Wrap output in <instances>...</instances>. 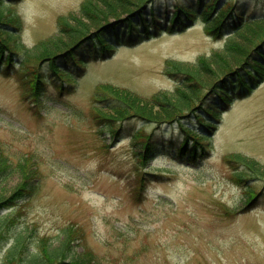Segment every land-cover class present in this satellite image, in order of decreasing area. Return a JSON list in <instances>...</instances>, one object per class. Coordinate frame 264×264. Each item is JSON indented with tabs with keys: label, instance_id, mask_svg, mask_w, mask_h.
Listing matches in <instances>:
<instances>
[{
	"label": "rangeland",
	"instance_id": "obj_1",
	"mask_svg": "<svg viewBox=\"0 0 264 264\" xmlns=\"http://www.w3.org/2000/svg\"><path fill=\"white\" fill-rule=\"evenodd\" d=\"M1 1L0 30L12 33L11 45L22 60L33 62L37 53H53L56 45L67 44L58 17L74 15L91 24L79 12L86 0ZM203 1L204 6L213 3ZM233 3L234 10L260 21L250 22L239 33L215 35L203 17H195L190 25L179 23L151 39L120 44L109 57L82 66L76 82H62V94L50 85H61L57 79L42 85L36 104L23 99L28 86L18 65L12 69L0 63V147L13 166V172L0 179V194L10 197L20 184L23 170L18 168L24 159L30 160L27 176L35 186L28 196L14 201L15 226L8 233L0 227V264L17 238L20 250L35 252L42 239L57 246L65 228L73 233L81 229L82 241H70L69 248L78 255L87 246L98 264H264V73L225 105L206 98L207 87L224 71L217 60L208 61L212 54L225 56L228 71L264 37V0H219L213 13L224 15L228 6L231 13ZM156 4L171 16L199 6L197 0ZM227 44L234 46L229 54L224 51ZM168 60L180 63L189 79L182 97L201 107L198 111L206 118H214L215 125L206 127L208 138L198 139L202 151L188 159L165 145L142 164L138 154L143 150L134 146L130 135L142 127L146 134L156 132L180 142L186 135L177 122L156 125L153 120L129 119L122 132L113 135L93 119V94L100 84L147 100L160 92H175L179 76L165 72ZM192 83L197 92L189 88ZM68 84L73 87L66 90ZM190 110L182 122L199 130L197 109ZM237 173L244 179L237 181ZM222 206L231 216H224ZM8 209L0 210V216Z\"/></svg>",
	"mask_w": 264,
	"mask_h": 264
},
{
	"label": "trees",
	"instance_id": "obj_2",
	"mask_svg": "<svg viewBox=\"0 0 264 264\" xmlns=\"http://www.w3.org/2000/svg\"><path fill=\"white\" fill-rule=\"evenodd\" d=\"M197 1L199 6L196 10L187 8L181 10V15L176 13L171 16L168 10L156 4L157 0H111V2L107 0H86L81 4L79 12L91 24L81 22L74 15H70L68 18L67 16L58 17L56 20L57 25L60 33L68 37L66 40L67 44L63 43L62 46L56 45L53 53L47 51L37 53L33 58L34 64L33 62L26 61L25 57L23 60L18 58L16 46L11 45L10 41L12 33L0 30V63L3 62L4 66L7 68L11 67L12 69L18 65L19 71L22 72L20 75L22 76L21 79L28 86L23 99H30L32 104H36L39 97L42 96L41 93L44 92L41 88L42 85L53 81V79H57L61 85H54L53 83L50 85L57 89L58 95L62 94L64 90L62 82H76L75 75L82 71V66L94 61L95 58L99 60L101 59L100 57H109V54L111 55L120 44L133 45L151 39L164 31L172 30V27L175 28L179 23H183V26L190 25L195 17H203L205 27L210 29L209 32L215 35H219V33H239L250 22L260 21V19L252 20L254 19L253 15L248 18V14H243V12H239L237 9L234 10V3L232 4L231 11L233 18H230L229 6L225 7L224 11H227V13L224 15L221 12L219 13V10L213 13L219 0H213V3H208L206 6L204 4L207 1ZM2 3L1 1L0 7H2ZM213 5L214 9L209 11V7ZM98 6H101V8H98ZM3 16L4 14L0 9L1 24V21L4 19ZM247 18L248 21H245L244 19ZM11 21L14 23L16 20L12 18ZM70 21L71 24L69 23ZM94 22L97 23L93 24ZM263 38H260L252 49L245 52L241 60L237 62V65L231 70L228 69V71H225V68H228L227 64H229L225 56L217 53L212 54L213 56L208 61L211 60V62L215 63L214 61L217 60L219 62L217 65L220 66L219 70L224 69V71L221 73L217 72L220 78H218L217 83L207 87L209 91L206 98L213 100L212 103L225 105L230 102L231 97L243 95L242 90L251 88L252 86L250 85L257 83L263 78ZM36 48L38 47L34 49ZM233 50L234 46L232 44L225 45L224 51L226 54H229L228 52ZM179 64L175 61H166L165 72L170 75L179 76L180 87L175 92H160L147 100L136 96L132 91L108 84H100L99 88L96 87L94 91L93 119L97 125L101 127L103 125V127L108 128L113 135L118 136L123 130L124 121L129 119H138L144 122L153 120L152 123H156V125L177 122L182 133L186 135L180 142L175 143L172 139H166L162 134L158 135L156 132L150 131L146 134L142 127L134 131L130 135V138L134 146L136 145V148L143 150L142 153L138 154V162L142 164L147 163L152 157L150 155L157 154L155 151H159L162 147L166 146L175 149L177 153L179 151L181 157L188 159L189 155H195L196 152L202 151V146H200L198 139L208 138L206 133H210V131L206 127H213L215 125L211 116H209V119H206L203 111H198V109H202L201 107H193L187 98L182 97V92L180 91H182V87L188 84L189 79L185 71H182L181 64L180 66ZM47 75H50V77L47 78ZM67 86L66 90L71 89L73 84H68ZM189 88H194V92H197L193 83L189 84ZM188 90L191 91V89ZM197 97L198 95L195 96V98ZM156 106L159 108L155 111ZM190 109H197V114L194 115L199 118V126H201L199 130L190 129L186 126L185 122H182L184 121L183 119L189 117L184 115H186V111H191ZM207 111L209 113L214 112L210 109ZM116 123L119 124L116 126ZM189 136L191 138H188ZM190 140L191 144H189ZM29 161L24 159L18 168L23 170L20 172L22 180L15 188L13 194L10 197L0 194V210L12 207L8 209V214L0 216L1 232L7 231L8 233L15 226L14 220L16 217L13 213L16 212V209H14V201L28 196L35 187L32 185L29 175L27 176V171L29 170L26 167H29ZM241 161L243 165L246 164L245 160ZM248 167L253 169L254 164H249ZM11 172H13V166L0 147V179ZM235 179L240 181L244 178L242 179L241 174L237 173ZM139 181L140 179L137 180V182ZM141 184L138 183V189L141 187ZM222 208L224 216H229L232 213L226 207L222 206ZM78 229L80 228L78 227ZM62 234L63 237L57 246L47 244V241L42 239L36 244L35 252H28L24 248L25 253L23 250H20L21 238L20 240L17 238L7 254H4V262L1 264H10L16 259L19 262L24 261V258L27 260L26 264L99 263L97 255L87 246H84L83 251L78 255L69 248L70 241L72 242L78 238L82 241L84 234L81 232V229L80 232L73 233L71 230L65 228ZM0 238H2V234H0ZM16 254H18L17 257L15 256ZM79 255H83V258Z\"/></svg>",
	"mask_w": 264,
	"mask_h": 264
}]
</instances>
